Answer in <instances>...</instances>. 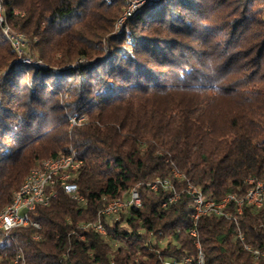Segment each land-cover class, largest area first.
Returning <instances> with one entry per match:
<instances>
[{
  "label": "trees",
  "instance_id": "trees-1",
  "mask_svg": "<svg viewBox=\"0 0 264 264\" xmlns=\"http://www.w3.org/2000/svg\"><path fill=\"white\" fill-rule=\"evenodd\" d=\"M0 1L33 55L0 24V212L33 168L71 150L86 198L60 191L33 213L40 229L0 232L1 245L28 264L197 260L190 185L220 201L264 183V0H145L119 32L128 0ZM134 188L141 206L101 216ZM232 213L199 220L206 264H264L245 248H264V207ZM98 219L105 235L84 226Z\"/></svg>",
  "mask_w": 264,
  "mask_h": 264
},
{
  "label": "built area",
  "instance_id": "built-area-1",
  "mask_svg": "<svg viewBox=\"0 0 264 264\" xmlns=\"http://www.w3.org/2000/svg\"><path fill=\"white\" fill-rule=\"evenodd\" d=\"M141 2V1H140ZM1 9V7H0ZM1 20V18H0ZM15 40L19 43L20 46V35L19 36H13ZM19 46L17 48L19 49ZM75 120V119H74ZM68 163H72V169H79V167L82 166L83 160L80 159L75 151L74 157L69 160ZM63 163L60 164H49V168H56L57 166H61ZM42 166V165H38ZM179 173V172H175ZM40 175L33 176V179L28 184V186L23 187L21 190V194H26V200H27V209L22 210L21 214H14V205H12V209L8 213H1L0 215V232H5V225H10L14 222H23V212H31L34 213L38 207H36V200H43L49 201L53 200L55 197H57L58 194H56V191L54 189L53 180L51 184L47 187L46 191H43L42 195H31V187H37L36 186V179ZM160 184L165 185L167 187H170V184H163L159 183V181H156L152 188L154 190H157ZM262 185L263 183L259 182L258 180H255V185H251L249 190L244 196H237L233 195V199H226L221 201V203H227L228 204V211H233L234 213H237V208H244L245 206H249L253 208L254 210L262 209V202H263V193H262ZM69 186H76V194L73 196H70L74 200H76L80 204V196L82 195L81 192H79V186L78 183L75 180H71L69 177V174L66 176V185L64 189V193L66 194V189ZM191 193L194 195V209L192 213V220H193V228L191 230V235L194 236L197 241L196 244L199 247V256L197 260H188L187 255L183 256L180 259H177L172 256H168L164 258V264H206V262H203V252L201 251L200 242L198 240V222H199V215H202V206L210 205L208 200H199L198 199V192L191 191ZM177 200V193L175 192L173 195H171L167 201L163 203V206L166 207L169 204L175 202ZM15 202H19V196L16 198ZM142 200L140 197V194L136 188L132 189L131 194H127L126 197L116 199L113 202L112 207L109 208L108 211H103L104 218H112L116 217L120 214L121 211H124L128 209L130 206H141ZM34 223H37V228H41L40 222L36 221L33 218ZM103 220H96L94 222L88 221L85 222V224H95V230L99 232L100 234L105 235L107 233L104 224L102 222ZM7 233V232H5ZM37 239V236H35ZM81 239H85V235H80ZM152 239V240H151ZM149 241H152L153 243L156 242L155 236H152ZM158 242L161 245H165L167 242V239L161 238L158 240ZM249 249V246H248ZM10 250L7 248L0 251V262L5 257V255L9 254ZM255 260H262L264 261V254L260 257H253ZM20 264V262H19ZM30 264V263H29Z\"/></svg>",
  "mask_w": 264,
  "mask_h": 264
},
{
  "label": "bare ground",
  "instance_id": "bare-ground-1",
  "mask_svg": "<svg viewBox=\"0 0 264 264\" xmlns=\"http://www.w3.org/2000/svg\"><path fill=\"white\" fill-rule=\"evenodd\" d=\"M141 2L144 3L145 0H141ZM0 7H1V4H0ZM0 14H1L0 15L1 21L3 22L4 17L1 13V9H0ZM3 30H4V33L9 36L10 40H13L16 42L15 39H12L13 34H11V32H9V30H10L9 27L5 26V27H3ZM20 39H22V38H20ZM74 154H75V150H71V152L68 155L56 157V158L45 159L44 161H42L39 164L42 166H37V167L33 168L30 171V173L27 175V177L25 178V180H24L23 184L20 186V188L14 192L12 202L9 203L0 212V215H1V213H8L12 209V205H14V214H21L22 210L27 209L26 194H21V190L23 187L28 186V184L33 179V176H35V175H40V176L36 179V186L37 187H31V195H42L43 191L47 190V187L51 184L52 180H53L54 189L56 191V194H59L60 191H63V193H64V189H65V185H66V176L69 174V177L71 178V180H74L75 174L78 170V169H72V163H68L69 160H71L74 157ZM60 163H63V164L61 166H57L56 168H49V164H60ZM175 174L179 177L181 176L180 173H175ZM157 181H159V183H163V184H170L168 181H164V182H162L160 180H157ZM258 181L263 183L260 180H258ZM248 182L251 185H255V179H249ZM195 190L198 192V199L199 200H208V202L210 203V205L202 206V215H199V220L202 217L208 216V215L229 217L233 214L232 213L233 211H228V204L227 203H221V201L226 200V199H233V195H235V194H228L222 200L217 201L216 199L208 198L207 196L203 195L196 187L190 185V191H195ZM131 192H132V190L129 192V194H131ZM262 193H263L262 208H263L264 207V183L262 185ZM66 194L69 196L75 195L76 194V186L67 187ZM18 196H19V202H15V200H16V198H18ZM115 200L116 199L107 202L106 206L103 207V209L101 210V213H100L101 216H104L103 211H108L109 208L112 207L113 202ZM52 201L53 200L43 202V200H36V207L48 206L51 204ZM80 204H82V205L86 204V198L83 194L80 196ZM260 210L261 209H257V211H260ZM243 212H244V208H237V214L238 215L243 214ZM98 220H100V219H98ZM90 225L95 228V224H84V226H90ZM29 226L37 228V223H34V221H33V213L23 212V222H14L10 225H5V232H8L9 230L11 231V229L17 228V227H29ZM238 235H239L238 237H240L241 240H244V235L242 232L239 233ZM37 238H38V236H37ZM198 238H199V232H198ZM0 240H2V239L0 238ZM248 246H249V249H248ZM5 248H7V246L3 247L0 243V251H2ZM245 248L247 249V251H250L252 253L253 257H260L264 254V248L262 249V248L253 247L250 244H245ZM8 249L10 250L9 254H7V255H5V257H3L0 264H19V262H20V264H28L26 256H25V254L21 248H19L18 246H16L14 244L13 246H11V248L8 247ZM187 257H188V260H194V258L190 255H187ZM203 262H205L204 254H203Z\"/></svg>",
  "mask_w": 264,
  "mask_h": 264
},
{
  "label": "rangeland",
  "instance_id": "rangeland-1",
  "mask_svg": "<svg viewBox=\"0 0 264 264\" xmlns=\"http://www.w3.org/2000/svg\"><path fill=\"white\" fill-rule=\"evenodd\" d=\"M141 0H128L127 2V5L126 7L124 8L122 14L117 18L115 24H114V27H115V31H121L123 26L125 25V23L127 22V20L129 19V17L131 15H133L140 7H142V5L144 3L140 2ZM0 4H1V1H0ZM2 6V4H1ZM1 13L4 17V20L3 22L0 20V24H2V27H9V32H11V34H13V36H18L20 35V46H19V43L16 41H13L11 40L13 46L15 47V49L18 51V54L21 56V55H24L25 53H27L29 56L28 58H26V62H30L32 60V53H28V48L26 46V41H25V35L22 33V32H17V31H13L9 24L5 21V16L3 14V7H1ZM1 15V14H0ZM4 31V30H3ZM12 39H15L14 37ZM15 43V44H14ZM19 46V49L16 47V46ZM75 119V120H74ZM87 117L86 116H81L79 118H76V117H73V118H70V121L72 124H81L82 122L86 121Z\"/></svg>",
  "mask_w": 264,
  "mask_h": 264
}]
</instances>
